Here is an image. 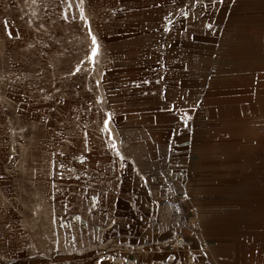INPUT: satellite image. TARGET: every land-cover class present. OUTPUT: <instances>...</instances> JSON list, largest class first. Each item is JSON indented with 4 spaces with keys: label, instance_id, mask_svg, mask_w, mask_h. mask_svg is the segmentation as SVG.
<instances>
[{
    "label": "rangeland",
    "instance_id": "374dc122",
    "mask_svg": "<svg viewBox=\"0 0 264 264\" xmlns=\"http://www.w3.org/2000/svg\"><path fill=\"white\" fill-rule=\"evenodd\" d=\"M263 204L264 0H0V264L179 218L178 249L262 264Z\"/></svg>",
    "mask_w": 264,
    "mask_h": 264
},
{
    "label": "crops",
    "instance_id": "0c3cea01",
    "mask_svg": "<svg viewBox=\"0 0 264 264\" xmlns=\"http://www.w3.org/2000/svg\"><path fill=\"white\" fill-rule=\"evenodd\" d=\"M262 210L264 211V207ZM179 220L180 218L177 224H173L170 227L163 226L153 230L149 234L147 241L142 243L134 242V245L136 244L134 247L131 249H126L125 247L118 257L101 258L94 264H217L213 254L192 246L181 250L166 247L165 242L168 241L173 230L178 229L177 231L179 232L185 230L179 225ZM184 242L186 241L184 240ZM193 244L195 243L193 242ZM259 261L262 262V260Z\"/></svg>",
    "mask_w": 264,
    "mask_h": 264
},
{
    "label": "built area",
    "instance_id": "2783aa9c",
    "mask_svg": "<svg viewBox=\"0 0 264 264\" xmlns=\"http://www.w3.org/2000/svg\"><path fill=\"white\" fill-rule=\"evenodd\" d=\"M169 194H171L172 196H175V191L174 189H170L168 190ZM184 236L181 232L177 231V230H173L171 232L170 238L168 239L169 241V246L170 248H179L183 245L184 243Z\"/></svg>",
    "mask_w": 264,
    "mask_h": 264
},
{
    "label": "snow or ice",
    "instance_id": "6c2138e0",
    "mask_svg": "<svg viewBox=\"0 0 264 264\" xmlns=\"http://www.w3.org/2000/svg\"><path fill=\"white\" fill-rule=\"evenodd\" d=\"M93 44H95V38L93 37ZM93 57L96 55V48L94 47L92 50ZM105 125L107 126V121H105Z\"/></svg>",
    "mask_w": 264,
    "mask_h": 264
},
{
    "label": "bare ground",
    "instance_id": "6f19581e",
    "mask_svg": "<svg viewBox=\"0 0 264 264\" xmlns=\"http://www.w3.org/2000/svg\"><path fill=\"white\" fill-rule=\"evenodd\" d=\"M253 108V107H252ZM219 138V137H218ZM230 140V139H229ZM216 141V140H215ZM248 148V147H247Z\"/></svg>",
    "mask_w": 264,
    "mask_h": 264
}]
</instances>
